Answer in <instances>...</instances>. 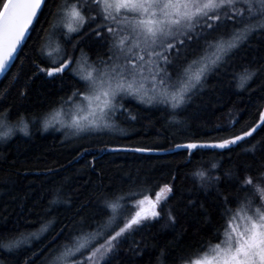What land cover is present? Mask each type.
<instances>
[{
	"label": "snow or ice",
	"instance_id": "obj_1",
	"mask_svg": "<svg viewBox=\"0 0 264 264\" xmlns=\"http://www.w3.org/2000/svg\"><path fill=\"white\" fill-rule=\"evenodd\" d=\"M46 5L47 0H0V73L10 68L18 51L31 39L29 34L40 23ZM46 23L47 44L39 54L50 66L36 64L33 75L55 79L71 72L82 87L73 88L50 106L47 111L51 116L18 113L13 121L10 109L0 110V143H7L17 132L29 136L33 126L62 131L65 140L116 131L117 121L129 113V98L175 113L205 88L210 76L231 75L235 87L246 90L264 74V64L255 61L235 67L238 57L246 59L242 53L252 37L264 36V0H60ZM69 43L70 49L66 47ZM92 49L103 51L93 54ZM256 115L258 119L240 134L211 143L190 140L175 147L187 150L189 156L201 148L231 150L239 142L247 143L258 129L264 131V103L257 107ZM257 151L264 154V139L244 149L253 157ZM218 168L213 164L207 171L194 172L193 177L206 188L220 182L219 176L210 175ZM229 175L234 179L233 190L227 195L217 193L221 222L212 235L188 248H161L156 264H264V160L255 169L248 164L242 174L237 170ZM175 180L173 174L171 182L155 192L154 199L146 194L151 187L104 191L97 198L99 211L91 220L81 216L74 222L65 241L41 264H111L121 245L150 222L166 215L168 224L175 225L173 210L164 211L175 190ZM62 192V187L55 189L45 215L51 216L62 205L72 206L71 195L65 197ZM195 204L189 200L187 206ZM55 224L53 217L42 219L36 231L23 232L14 227L0 238V251L28 249ZM64 231L61 228L57 236ZM42 254L43 249L34 251L24 264H35L34 258Z\"/></svg>",
	"mask_w": 264,
	"mask_h": 264
},
{
	"label": "trees",
	"instance_id": "obj_2",
	"mask_svg": "<svg viewBox=\"0 0 264 264\" xmlns=\"http://www.w3.org/2000/svg\"><path fill=\"white\" fill-rule=\"evenodd\" d=\"M59 2L47 0L40 23L29 34L31 39L18 51V58L0 79V110L10 109L13 121L18 113L49 116L47 110L61 96L82 87L71 72L55 79L44 74L33 75L36 64L50 66L40 56L39 49L47 44L46 21L51 20ZM66 47L70 49L71 44ZM96 51L103 49H92L93 54ZM242 55L246 59L237 58V69L249 61L264 64V36H253ZM21 92L26 95L21 96ZM261 97H264V74L246 90L236 88L231 75L220 74L210 76L205 88L175 113L164 106L142 105L129 98L126 102L129 113L117 121L123 134L103 133L65 140L63 132L44 131L38 126L30 128L29 136L17 132L7 143H0V238L14 227L23 232L36 231L42 219L55 217L56 224L28 249L16 253L0 251V264H24L34 251L43 249V254L34 258L35 264H41L49 252L65 241L74 222L81 216L91 220L99 211L97 198L104 191L110 188L139 191L151 187L152 191L146 194L153 198L159 187L171 182L173 174L175 190L164 211L173 210L175 225L168 224L166 215L150 222L121 245L111 264H156L159 251L165 246L180 250L207 239L221 222L217 193L227 195L233 190L234 179L229 173L239 170L242 174L246 165L251 164L255 169L264 160V154L259 151L254 157L244 153L250 144L264 139V131L258 129L247 143L239 142L231 150L201 148L189 156L187 150L177 149L175 145L190 140L211 143L240 134L258 119L257 107L264 103ZM233 121H236L234 125ZM116 147L159 150L111 151ZM213 164L219 168L210 175L219 176L220 182L202 188L193 173L207 171ZM49 169L53 171L50 173ZM58 187H62L63 196L71 195L72 206L62 205L51 216L45 215L48 200ZM189 200L196 204L187 206ZM61 228L65 231L57 236ZM133 249L137 251L134 253Z\"/></svg>",
	"mask_w": 264,
	"mask_h": 264
},
{
	"label": "rangeland",
	"instance_id": "obj_3",
	"mask_svg": "<svg viewBox=\"0 0 264 264\" xmlns=\"http://www.w3.org/2000/svg\"><path fill=\"white\" fill-rule=\"evenodd\" d=\"M49 116H51V113H50V115H49ZM61 132H62V131H61ZM105 133H111V134H112V133H114V134H123V133H122V131H121V130H119V129H118V130H116V131H112V132H105ZM74 138H75V137H74ZM154 198H155V197H153L152 199H154ZM85 255H87V252H85Z\"/></svg>",
	"mask_w": 264,
	"mask_h": 264
},
{
	"label": "water",
	"instance_id": "obj_4",
	"mask_svg": "<svg viewBox=\"0 0 264 264\" xmlns=\"http://www.w3.org/2000/svg\"><path fill=\"white\" fill-rule=\"evenodd\" d=\"M4 73H5V72L0 73V79H1V77L4 75ZM152 152H154V151H152ZM152 152H148V153H152Z\"/></svg>",
	"mask_w": 264,
	"mask_h": 264
}]
</instances>
